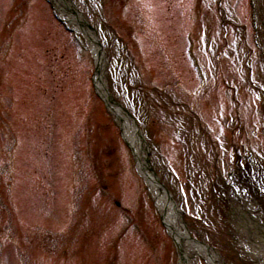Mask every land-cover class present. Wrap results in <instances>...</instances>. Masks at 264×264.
<instances>
[{
    "label": "rangeland",
    "instance_id": "obj_1",
    "mask_svg": "<svg viewBox=\"0 0 264 264\" xmlns=\"http://www.w3.org/2000/svg\"><path fill=\"white\" fill-rule=\"evenodd\" d=\"M70 1L190 237L264 264V196L239 230L221 178L264 170V0ZM95 70L47 0H0V264L182 263Z\"/></svg>",
    "mask_w": 264,
    "mask_h": 264
},
{
    "label": "bare ground",
    "instance_id": "obj_2",
    "mask_svg": "<svg viewBox=\"0 0 264 264\" xmlns=\"http://www.w3.org/2000/svg\"><path fill=\"white\" fill-rule=\"evenodd\" d=\"M50 1L54 5L57 15L63 20V22L68 27L80 33L86 40L96 66V71L93 76L94 88L97 94L107 102L111 114L121 128L122 137L130 147L134 156L135 166L145 180V183L153 196L155 206L162 215L165 226L181 250V264H190L189 261L191 255L203 257L208 264H222L218 259L217 254L211 248L190 237L189 231L183 226L179 206L173 200L171 193L166 190L163 184L160 183L158 177L146 164V146L140 129L134 123V120L131 119L119 106L110 102L111 94L104 78L105 56L103 51H101L96 44V34L84 26V16L79 13H74V8L69 0ZM254 211H248L245 215H240L239 213V230L248 232L250 229L256 228L255 226L252 227L256 222H254L249 215L250 212ZM254 216L255 215L253 214V217ZM248 238H250V236H248Z\"/></svg>",
    "mask_w": 264,
    "mask_h": 264
},
{
    "label": "water",
    "instance_id": "obj_3",
    "mask_svg": "<svg viewBox=\"0 0 264 264\" xmlns=\"http://www.w3.org/2000/svg\"><path fill=\"white\" fill-rule=\"evenodd\" d=\"M70 1V0H69ZM71 2V1H70ZM71 4H72V6H73V11H74V13H79V14H81L80 13V11L75 7V5L71 2ZM83 24H84V26L86 27V28H88L90 31H93L94 33H95V30H94V28L88 23V21H84L83 22ZM96 34V33H95ZM96 44H97V46H98V48L102 51V49H101V46H100V44H99V42H98V40H96ZM110 102H112V103H115L117 106H119L129 117H131L132 118V116L129 114V112L119 103V102H117L116 100H114L112 97L110 98ZM109 102V103H110ZM106 104V103H105ZM106 106H107V104H106Z\"/></svg>",
    "mask_w": 264,
    "mask_h": 264
}]
</instances>
